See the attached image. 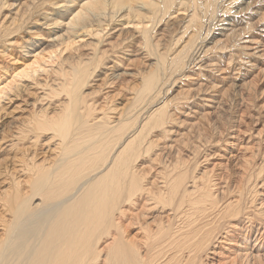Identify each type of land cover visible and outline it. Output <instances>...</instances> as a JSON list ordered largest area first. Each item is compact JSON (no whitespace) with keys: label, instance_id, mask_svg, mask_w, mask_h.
Wrapping results in <instances>:
<instances>
[{"label":"bare ground","instance_id":"1","mask_svg":"<svg viewBox=\"0 0 264 264\" xmlns=\"http://www.w3.org/2000/svg\"><path fill=\"white\" fill-rule=\"evenodd\" d=\"M234 1L0 0V98L23 111L0 123V264H264V21L248 31ZM33 23L56 37L20 50ZM37 42L51 68L13 72L10 50Z\"/></svg>","mask_w":264,"mask_h":264},{"label":"rangeland","instance_id":"2","mask_svg":"<svg viewBox=\"0 0 264 264\" xmlns=\"http://www.w3.org/2000/svg\"><path fill=\"white\" fill-rule=\"evenodd\" d=\"M150 1L152 2L154 0H130V4L136 9L137 6L141 7V6H143V4L144 5L146 4V6H147V4H149ZM229 2H231V0H229ZM72 5H73V7H71V8L74 9L76 7V4H72ZM185 9L186 8L184 7V9L178 8V10H180V11L172 10L174 12L168 18H165L163 20V22L161 23L162 29H164L166 27V30L164 31V37L162 38V42H164L162 48H165L169 44L168 41H169L170 37L177 36L179 34V32L181 34V32L183 30L182 27L187 22L185 18H186V16H188V13H189V11H186ZM229 9H230L231 12H234L235 10L239 11L238 14H236V12L233 13V15H238L235 18H240V19H242L245 22H247V21L251 22V18H252L253 22H256V25L250 27L248 29V31H255V29L258 28V26L262 23V21H264V0H235L234 3L232 2L230 4V8ZM7 10H9V9H7ZM184 11L186 13L181 14V12H184ZM62 12H64V11L62 10ZM52 14H54V13L52 12ZM61 15L62 14H57V15H52V16H53V18L54 17L60 18ZM66 18H67V16H65L63 19H61L59 25L63 24L64 20ZM230 20H231V15L226 18V21L223 24H221L222 26L216 25L215 27H213L211 34H208L207 36H205V33H204L202 36H205V37H203L201 42L198 44V49H200V47L203 48L206 45L205 49L209 48V50H208L209 53L215 52L217 47L219 46V42H216V40H217L216 39V35L218 36V38L220 37L219 33L222 30H224V28L230 26V25H228V23H229L228 21H230ZM127 22H128V20H125V18H123L121 21H118L115 24V25H117L119 27H121L122 23L125 25L126 29H125V31H124L122 36H131L133 34V32H131V30L135 29L134 24H137V22L136 23H134V22L132 23V21H131L130 25H128ZM59 25L51 26V27L44 26V29L40 30V27L42 26V23H40L37 26L34 25V23H33L28 28H26V30L28 31V29H30L32 32L38 31L37 35L36 36H32L31 34L27 35V33H25L23 36L19 37L15 41H13V43L16 46L19 47V45H24V41L27 42V43L29 41L28 45L26 44L28 47H26V48L21 47V49H20V50L23 49L24 51L29 50V48H31L30 44L33 43L32 41H34V39H38V40L43 41V42L44 41L45 42L46 41H52V39L55 38L56 36H55L54 31L50 32L49 30L50 29H54L55 27H58ZM129 26H131V27H129ZM243 26H245V25H243ZM48 28H50V29H48ZM63 29L64 30L62 32H64V34H67L68 33L67 32V30H68L67 26H63ZM46 32L48 34L47 36L45 35ZM172 32H173V34H172ZM258 36H259V34H258ZM32 37H34V38H32ZM239 37H241V36H239ZM239 37H236V40H238ZM30 38H31V40H29ZM93 38L94 37H92V36L90 37L89 35L88 36L79 37V39L76 40L77 41V45H81V44H84L86 42H90L91 40L95 41ZM114 39L115 38H111V37L107 38V40L105 39V44L108 41L114 40ZM186 40H187L186 36L183 37L182 40L180 41L179 45L184 44V41H186ZM43 42H37L38 43L37 45H39L41 48L40 49L33 48V51L30 52L28 55L24 54L25 56H21L20 55V50L17 49L16 47L13 50H10L11 57H10V61H8L9 62L8 65L11 66V70H13V68L15 70V69H17L20 66L18 69H20V71H21L25 67H28L29 64H31V62H34L35 60H37L40 64H42L43 67L46 66L48 69L51 68L52 63H51L50 59L46 58V56L44 57V53H46V51L43 52L42 49L46 45L44 44V46H43L42 45ZM131 45H135V40H133ZM134 47H136V45L133 46L132 48L134 49ZM66 52L67 51H65V53ZM227 52L230 53L231 51H227ZM122 53H124V54L123 55L119 54V55H122V57L116 55V58H114L112 56L107 58V62L104 65L107 66V65L111 64L110 74L112 72H114L115 70H120L123 66H129V65L132 64V63L127 62L128 58L133 55L132 54L133 52H132L131 48H130V51H124ZM36 54H37V58H36ZM221 55L224 56L225 54H221ZM110 58H114L115 60L110 61ZM0 63H1L0 66H4L5 65V63L2 62L1 57H0ZM194 65L195 64H192V66H194ZM195 67H193V68L195 69ZM14 70H13V72H14ZM8 73H9V71H5L3 68L1 69V67H0V80L3 79V78L5 79V81H3L4 83H2L0 85V88L3 85H6V82H9L10 79L13 78L12 75H11L9 79H6V78H8V77H6L8 75ZM186 73L190 74L191 70L186 72ZM134 80H132V82ZM140 80H137V84H139ZM24 81H25V79H21V84ZM188 81H189V79L183 80V83H186ZM181 82H182L181 80H178L177 84L175 83L174 85H172V89H174V93H176L177 90L180 91V89H178V88H179V86H181ZM132 86L130 85V86H127V88L125 87L127 90H125V88L123 89L122 94L125 93L124 97L121 100V102H123V104L125 102V99L127 97H129L130 94L132 93V90H130V88ZM24 89H25V87H24ZM26 89H28V88H26ZM171 92H172V90H171ZM21 100H22V97H18V100H14L13 102H11V104H5V103L8 102V95L3 97V98H0V105L1 104H5L4 105V110L0 113V123L4 124L7 128L10 125L9 122L11 121V119L13 117L17 116V114H22L23 113L22 108H15V107L12 108V106H11V105L16 104L17 102H19L21 104ZM122 105L121 104L118 105V108H121Z\"/></svg>","mask_w":264,"mask_h":264}]
</instances>
